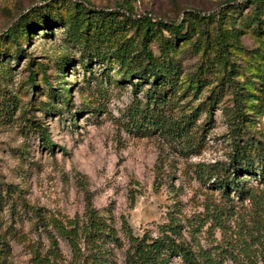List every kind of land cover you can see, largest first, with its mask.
Masks as SVG:
<instances>
[{
	"label": "rangeland",
	"instance_id": "rangeland-1",
	"mask_svg": "<svg viewBox=\"0 0 264 264\" xmlns=\"http://www.w3.org/2000/svg\"><path fill=\"white\" fill-rule=\"evenodd\" d=\"M42 1L0 0V32ZM46 1L56 4L63 14L69 7L67 0ZM79 1L112 9L130 5L135 15L174 20L184 8L205 14L224 1H244L241 17L253 10L250 0ZM40 28L38 25L26 37L19 36L16 44L0 42V48L7 47L10 52L0 60V264H82L71 260L65 238L48 220L65 221L80 215L86 198L102 214L111 211L122 239L119 247L106 245L111 254L107 264H123L126 240L120 230L121 216L133 234L154 235L156 225L171 209L182 221H196L195 238L202 247L214 250L232 243V255L221 258L220 264H264V212H256L248 198L239 199L233 192L225 200L197 171L209 162H226L236 135L239 142L252 139L264 143V113L255 105L246 108L240 97L244 117L237 133L227 117L235 109L234 82H252L250 94L256 96L252 101L264 107V78L252 75L256 63L248 55L256 46L264 47V34L257 37L240 27L246 31H239L238 40L227 46L231 62L224 66L212 62L211 56L202 63L192 45L186 44L177 53L181 76L200 71L201 77L196 91H185L175 111H187L209 89H218L210 121L199 128L205 116L201 111L190 126V134L199 137L191 140L165 137L158 131L138 135L126 129L128 107L143 98V91L134 89L132 83L139 80L135 74L122 80L121 65L109 47L132 36L133 27L125 23L115 37L95 41L97 53L72 40L61 24H51L44 31ZM147 44L153 53L158 52L155 38ZM141 86L145 88L147 82L142 81ZM32 118L45 126L51 145L29 125ZM257 178L247 174L241 180L257 187L264 206V177L261 182ZM216 208L222 215L221 228L208 215ZM47 230L55 234L56 256L50 253ZM242 239L250 245L246 253L239 247ZM38 255L41 262L36 261ZM172 263L182 264L178 257L172 258Z\"/></svg>",
	"mask_w": 264,
	"mask_h": 264
},
{
	"label": "trees",
	"instance_id": "trees-1",
	"mask_svg": "<svg viewBox=\"0 0 264 264\" xmlns=\"http://www.w3.org/2000/svg\"><path fill=\"white\" fill-rule=\"evenodd\" d=\"M250 3H253L252 12L243 17L240 15L241 5L238 2L224 1L220 7L205 14L197 9L184 8L179 18L174 20L155 18L146 13L135 15L130 5H119L112 9L94 7L79 0H67L69 7L63 14L56 4L44 0L20 14L15 22L0 32V42L8 40L16 44L19 36L26 37L36 26L41 25L40 29L44 31L51 24L58 23L66 27V34L72 40L91 47L97 53L98 45L95 41L115 37L116 30L127 23L134 28V34L109 47V52L113 53L121 65L118 71L122 80L135 74L139 80L132 83L134 89L143 91V98L136 99L128 107L126 129L138 135L158 131L165 137H190L194 140L199 136L190 134V126L201 111L205 112V116L199 128L210 121V110L216 102L218 89H209V93L196 104L190 105L187 111H175L176 104L186 95L185 91H196L201 77L200 71L198 74L182 77L177 53L187 44L192 45L193 51L199 53L202 63H207L210 56L212 62L222 66L230 63L226 56L227 46L234 45L239 31H246L240 27L249 29L257 37L264 34V19L261 18L264 14V0H250ZM117 21L121 23L120 26ZM162 31H166V35ZM112 33L113 36H110ZM152 38L158 41L157 53H153L147 44ZM16 48L20 49L19 46ZM253 51V54L248 53L256 63L252 75L264 78V47L256 46ZM9 53L7 47L0 48V60H4ZM142 81L147 82L145 88L141 86ZM235 83L237 82L232 84L235 109L227 117L230 118L229 123L232 124L234 133H237L244 117L240 97L246 108L252 109L255 105L257 111L264 113V107L260 108L259 102L252 101L256 98L254 94H250L252 82H242L241 85ZM239 88L243 91L240 92ZM62 97L65 98L63 94ZM29 123L39 138L51 145L45 126L33 118ZM231 142L228 160L204 164L197 170L198 175L203 182L216 187L225 200H229V193L233 192L239 199L248 198L256 212H264L263 194L255 185L241 180L245 175L251 174L258 175L257 182L262 181L264 143L252 139L239 142L237 135ZM208 215L214 225L219 228L224 226L217 208L210 210ZM48 223L58 235L65 238L74 262L81 260L82 264H107L111 254L106 245H122V239L113 225L111 211L107 210V213L102 214L91 205L88 198L85 199L80 215L74 214L65 221L51 217ZM197 229L196 221H182L174 209H171L166 219L156 225V234L143 232L137 235L133 234L126 219L121 216L120 230L126 240L123 264H173L174 257H178L182 264H220L221 258L232 255L231 242H227L226 246H215L214 250L202 247L195 238ZM47 235L50 253L56 256L59 250L55 234L47 230ZM240 242V249L246 253L250 245L245 239ZM261 256L264 260V255ZM42 259L41 255L36 256V261L41 262Z\"/></svg>",
	"mask_w": 264,
	"mask_h": 264
}]
</instances>
